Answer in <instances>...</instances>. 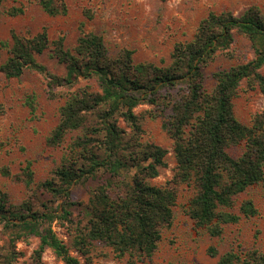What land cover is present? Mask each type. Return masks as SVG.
I'll return each mask as SVG.
<instances>
[{"label": "trees", "instance_id": "trees-1", "mask_svg": "<svg viewBox=\"0 0 264 264\" xmlns=\"http://www.w3.org/2000/svg\"><path fill=\"white\" fill-rule=\"evenodd\" d=\"M35 1L50 15H64L69 10L67 0ZM24 11L23 7H13L7 13L14 16ZM3 13L0 0V16ZM234 32L248 37L257 55L251 61L216 72V85L208 90L205 69L218 51L230 48ZM11 36V42L0 41V47L9 52L0 64V73L12 78L29 69L41 72L49 78L52 91L77 86L61 107L60 121L48 143L59 146L69 132L85 131L55 171L57 179L43 183L53 196L64 198L61 214L51 208L35 210L29 201L14 204L8 193L0 190V225L16 230L14 238L37 235L41 240L38 257L51 247L65 264H82L53 228L56 219H71L78 209L81 220L75 226V242L80 251H89L99 241L112 247L119 257L129 255L128 264H138L154 255L162 240V229L173 221L177 192L173 186L150 182L166 165L167 150L141 142L138 136L126 140L118 125L119 118L124 117L135 132L141 131L135 112L141 104L153 105L159 115L167 117L164 128L175 141L176 179L194 181L198 186L188 209L197 225L207 226L211 235L219 236L224 224L240 220V215L222 208L232 207L235 197L248 187L264 185V111L247 125L234 109V99L244 80L250 88L259 86L264 91V74L260 72L264 65V15L258 8L241 15L210 12L192 40L175 45L166 66L136 63L129 49L112 55L102 36L83 32L73 49L65 46L62 37L53 41L54 55L67 69L59 76L37 58L52 43L46 29L33 36L13 31ZM28 102L34 109L32 99ZM241 145L242 153L234 156L230 149ZM1 172L11 175L7 168ZM25 173L30 185L34 175L30 162ZM88 181L96 182L88 202L72 200V187ZM241 212L252 217L258 209L252 199H247ZM209 253L217 255L213 246ZM218 264H264V253L256 249L243 259L229 251Z\"/></svg>", "mask_w": 264, "mask_h": 264}, {"label": "rangeland", "instance_id": "rangeland-1", "mask_svg": "<svg viewBox=\"0 0 264 264\" xmlns=\"http://www.w3.org/2000/svg\"><path fill=\"white\" fill-rule=\"evenodd\" d=\"M4 13L0 16V41H12V32L33 36L46 29L51 39L50 47L38 54V61L59 76L66 74V64L54 55L53 41L64 38L65 46L73 49L83 32H93L103 37L109 52L116 55L124 49L133 51L134 61L152 62L166 66L179 42L193 39L201 21L212 11H231L241 15L256 7L264 15V0H67L68 13L50 15L35 0H1ZM13 7H23L24 13L9 15ZM235 40L230 48L217 52L205 69L206 88L216 85L214 74L219 70L253 60L256 49L252 41L234 32ZM0 64L9 52L1 48ZM264 74V65L260 69ZM76 87H56L52 91L47 75L26 70L20 77H7L0 73V190L8 193L14 204L31 202L35 210L57 209L64 198L53 196L43 187L47 180L57 179L55 171L68 155L74 141L85 134L83 130L71 131L59 146H51L48 138L61 117V107ZM98 89V87H95ZM34 102V109L28 100ZM236 116L250 125L256 114L264 111V91L252 89L244 80L234 99ZM141 123V131L120 117L118 125L126 140L138 136L141 142H151L167 150L166 165L159 175L151 178L154 185H170L177 192L174 218L162 229V240L151 258H143L138 264H218L220 257L229 251L247 259L253 250L264 253V185L254 184L237 195L230 208L223 211L240 215L236 223L224 224L219 236L210 234L207 226H198L188 213L191 200L198 192L196 182H180L176 179L178 162L175 141L164 128L167 117L157 113L155 106L141 104L135 109ZM243 145L230 152L239 156ZM31 163L33 182L27 184L25 169ZM7 168L11 175L2 174ZM96 182L76 184L72 187L75 202L86 204ZM252 199L258 214L246 217L241 212L242 203ZM71 219L59 218L53 223L58 237L69 247L82 264H128L129 255L119 257L112 247L96 241L89 251L76 247L75 226L81 220L80 211L74 210ZM15 231L0 225V264H65L55 250L47 247L38 257L40 237L24 234L14 238ZM213 246L217 255L212 256Z\"/></svg>", "mask_w": 264, "mask_h": 264}]
</instances>
